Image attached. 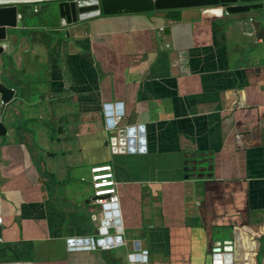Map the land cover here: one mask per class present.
<instances>
[{
    "label": "crops",
    "instance_id": "0c3cea01",
    "mask_svg": "<svg viewBox=\"0 0 264 264\" xmlns=\"http://www.w3.org/2000/svg\"><path fill=\"white\" fill-rule=\"evenodd\" d=\"M40 8L0 55V264H264V7L68 27ZM96 164L116 209L92 203Z\"/></svg>",
    "mask_w": 264,
    "mask_h": 264
},
{
    "label": "water",
    "instance_id": "95a60500",
    "mask_svg": "<svg viewBox=\"0 0 264 264\" xmlns=\"http://www.w3.org/2000/svg\"><path fill=\"white\" fill-rule=\"evenodd\" d=\"M41 2L58 3L57 10L63 27H68L77 22L86 21L101 15L106 17L125 16L126 14L198 7L202 9V13L204 14L221 17L224 14L251 12L264 7V0H50L0 4V55L4 53L7 46L9 31L20 28L22 25V17L19 14L20 5H34ZM15 96V89H11L5 83L0 82V108H5L12 103L15 100ZM109 122L111 127H114L113 122L111 120ZM133 132L130 129L125 130L123 133L124 141L122 140L121 142L125 146L122 149L124 152H127L128 144L134 142L132 138ZM6 135L7 128L3 121L0 120V137ZM119 144L121 145V143ZM111 208L116 209V207L109 206L105 210H110ZM114 216H118V213L114 212ZM109 217V214L104 215L102 223L104 228L109 226L107 221ZM114 223L116 227H119V221H115ZM101 233H105L104 229ZM99 242L100 244H104V240Z\"/></svg>",
    "mask_w": 264,
    "mask_h": 264
},
{
    "label": "built area",
    "instance_id": "2783aa9c",
    "mask_svg": "<svg viewBox=\"0 0 264 264\" xmlns=\"http://www.w3.org/2000/svg\"><path fill=\"white\" fill-rule=\"evenodd\" d=\"M251 20H252V18H250V21ZM109 114L111 116L113 115L111 113V111H109ZM115 117L119 118V120H120L121 116H120L119 110L115 114ZM109 118H110L109 121L111 120L114 124V127H115L117 125L118 121H116L114 117L112 119H111V117H109ZM109 124H110V122H109ZM109 127H111V125ZM82 180L84 181L85 178ZM89 185H90L91 190H92V196L91 197H92V203L94 205H97L101 209H104V208L109 207V206L117 208V204H118V197H117V192H116L117 183H116L111 165H109V164H96V165L91 166L89 169ZM114 212H116V211L114 210ZM1 221H2V219L0 218V223H1ZM99 241H101V240L96 239L94 242L92 240V247H95L94 246V244H95L96 247L100 246V247H104L106 249L110 248V245H105V246L101 245ZM77 243L80 244V241H77V242L70 241L71 245H78ZM87 248H89V247L87 246ZM133 256L134 255H131L130 257L132 258ZM142 256H144V255H142ZM135 259H136V256H135ZM139 260H142L141 256L139 257Z\"/></svg>",
    "mask_w": 264,
    "mask_h": 264
},
{
    "label": "rangeland",
    "instance_id": "374dc122",
    "mask_svg": "<svg viewBox=\"0 0 264 264\" xmlns=\"http://www.w3.org/2000/svg\"><path fill=\"white\" fill-rule=\"evenodd\" d=\"M40 5V13L38 15H36V18H41L42 16H47L51 11L54 12V8H57V4L56 2H41V3H37V5ZM20 6H32L31 4H24V5H20ZM58 11V10H57ZM57 13V12H56ZM59 13V12H58ZM61 22V20H60ZM45 23V22H44ZM51 23V22H48ZM46 23V24H48ZM19 29V28H18ZM16 30V29H15ZM12 31V30H11ZM16 32H20V31H16ZM6 84V83H5ZM7 85V84H6ZM8 86V85H7Z\"/></svg>",
    "mask_w": 264,
    "mask_h": 264
},
{
    "label": "bare ground",
    "instance_id": "6f19581e",
    "mask_svg": "<svg viewBox=\"0 0 264 264\" xmlns=\"http://www.w3.org/2000/svg\"><path fill=\"white\" fill-rule=\"evenodd\" d=\"M32 1H50V0H0V4L24 3V2H32ZM107 242H108L107 245H109L110 240H107ZM131 259L135 260L134 257H132Z\"/></svg>",
    "mask_w": 264,
    "mask_h": 264
},
{
    "label": "clouds",
    "instance_id": "9594fccd",
    "mask_svg": "<svg viewBox=\"0 0 264 264\" xmlns=\"http://www.w3.org/2000/svg\"><path fill=\"white\" fill-rule=\"evenodd\" d=\"M99 240H104V243L107 242V241H105V239H99ZM110 242H111V240H110ZM110 242H109V243H110ZM117 243H118V240H117ZM101 245H102V244H101ZM104 246H105V245H104ZM110 247H111V245H110ZM134 248H135V247H134ZM140 256L145 258V256L139 255V257H140ZM136 258H137V256H136Z\"/></svg>",
    "mask_w": 264,
    "mask_h": 264
},
{
    "label": "trees",
    "instance_id": "16d2710c",
    "mask_svg": "<svg viewBox=\"0 0 264 264\" xmlns=\"http://www.w3.org/2000/svg\"><path fill=\"white\" fill-rule=\"evenodd\" d=\"M35 5V4H34Z\"/></svg>",
    "mask_w": 264,
    "mask_h": 264
}]
</instances>
